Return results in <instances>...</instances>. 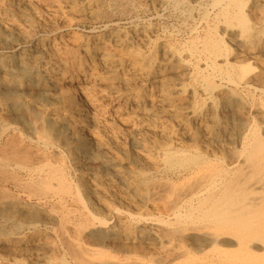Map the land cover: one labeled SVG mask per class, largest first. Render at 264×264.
<instances>
[{"label": "bare ground", "instance_id": "bare-ground-1", "mask_svg": "<svg viewBox=\"0 0 264 264\" xmlns=\"http://www.w3.org/2000/svg\"><path fill=\"white\" fill-rule=\"evenodd\" d=\"M69 1H75V2L80 1L81 3H83V6L81 8H77V7L76 8H73V7L70 8L69 7L70 11H68L67 10L68 7H66V6L63 7L62 4H60L59 0H0V27L1 26H5V28H6L5 33L7 32L6 34H8L10 37H12L14 39L15 43L17 45H19V46L27 45V44H30V43H34L35 44L34 45V50L29 51L28 49H24V48H23V50L21 49L22 51L19 53V59H20V64H21L20 68H17V69L14 68L15 65L14 66L12 65V63H14V62H12V63L11 62L4 63L3 61H0V185H4V184H7V183H10L11 185H13V187L15 186L16 189H20V190H23V191H28L27 192L28 195L30 197L31 196L36 197L38 199V201H44V200H48L49 198H54V197H61V196H67V195L70 196L71 194H74V192H75L74 190L77 189L76 188L77 186L74 187L72 184H70L68 182L69 179L67 180L65 178V176L62 175L58 171L57 168H56L57 171H55L54 168H52L53 165L50 166L51 165V159L53 160V158H50V155H49V150L51 148H53V149L57 148L55 150H58V149L60 150L62 147L67 148L69 150L70 154L73 156V160H74L77 168L79 169V171L81 173H82L83 169L87 166V164H88L87 159L90 156V154H92V153H93L94 157L96 158V160H99V161L105 162V163L111 162L112 164H114V166H116V164L114 163L113 159H110L109 151L107 150V148L102 147V146H92L91 145V143L89 142L87 137L91 138L92 136H88L87 135V137H86L83 134L82 126L79 125L80 122H79V124H76L74 126V132H73L74 133V138H73L72 142H62L60 144H55V143H53L54 141L51 142V139H53L52 137H54L55 135H58V128H59V123H60V118H61L60 116H66V118H67V115H64L65 113L70 114L72 118H74V117H78L79 118L80 116H82L81 115L82 114V109L80 107L81 105H79L77 100H76V93L71 91V90H68L67 89V85L68 84H74V82L77 80V81H82L84 83V85L86 87H88V89L90 88V90L95 89V88H104V89H109L110 91H112V94H116L117 95L118 91L117 92H113V91H116L121 86L126 87V89H127V88H129L132 85V82H133V81H131V80L125 78V77H123V78L119 77L118 74H120L121 72H124V71H131L132 77L135 78L134 82H136V80L144 82L145 78L149 79L151 77V75H152L151 74V69H153V68H151V62H150L151 58H150V56H146L145 54L144 55H140L138 57H135L133 55L132 56L131 55H123L122 53L121 54L119 53L120 55H112L111 52H109L108 45L111 44V43H115L114 47H116V49L118 50V48L120 49V48L129 47L131 45L130 41L132 42V40H134V39L136 40V38H133V39L131 38L132 40H129V37L127 38V36H129L128 33H127L128 34L127 36L112 37V39H110V40H102L98 44L99 46H92V45H90V44H88L86 42L79 41V40L78 41L77 40L76 41H72V42H70V45H68L69 48L67 47L69 49V52H70L69 58L67 60H65V61L58 60V57L56 58L55 54L51 56L49 54V52H50L49 49H51L50 47L53 46V44H52L53 43L52 42L53 39L50 40L51 39V35H52L51 33L55 34L57 32V29H58L57 27L61 26V24L63 26H67V27H71L72 26V22L69 19V16H70L71 12H72L71 16H72L73 13L76 14L78 20H80V17H87V16L90 17L92 20L97 21V22L99 20H101V15H100L101 13L97 12V10H96L97 8H96L95 4L93 3L94 0H69ZM98 1L99 0H97V2ZM114 1L118 2L119 4H123V3H129L132 0H114ZM80 2H79V4H80ZM68 3H71V2H68ZM249 3L252 4L253 9L261 10V11L263 10L264 11V0H214V4H217V5H214V6H217L219 8L218 14L216 15L217 23L219 25L220 24L224 25V31L226 33H228V32L231 33V31H230L231 29H237L238 30V33L235 32L237 34V36H235L234 40H232V41H233V43L235 42V44L237 45V48H238L239 52L234 58L235 61L232 63V61H231L232 59L230 58L232 54H230L231 52H230L229 47L227 46L228 44H226L224 38H222L219 35H217L215 29L209 31V35L206 38L203 37L205 39L203 40V42L201 43L202 45H200V46H202V54H203L204 60L206 61V66L211 69L212 73H208V75H206V74H204L205 72H201L200 70H199L200 72L198 71V73L204 79V83H203L204 86H205L204 89H206V91L209 92L208 97L209 96L213 97L212 94H214V93L216 94V92H218V91L221 93V91L218 90L220 88L217 87L216 84H215V78L221 77L223 79V76L224 77L228 76L230 79H233V82L237 86V85H239L241 83L246 84L247 83L246 79H247V74H248L247 72L249 70H251V72H252V70H253V68L251 66L252 64H246V61L249 58L252 57L253 53H251V50L255 49V47L257 48L256 40L259 39L260 35L261 34L263 35V33H262V31L260 32V31L257 30V28L254 25L256 22L254 21L255 23H253V17H251L250 13H248V11H247L248 10L247 9V5ZM178 6H179V4H178ZM191 6L192 5L189 6V4H188V7H191ZM97 7H100V6H97ZM112 7H110V8H112ZM105 8H106V6H105ZM193 8H191V9H193ZM179 9H181V8H179ZM27 11H30L31 13H27ZM101 11H102V9H101ZM133 12L134 11H132V13ZM202 12H200V13H202ZM188 13L190 14V12H188ZM197 13H199V12H197ZM207 13H205V14H207ZM211 13H213V12H211ZM253 13H254V11H253ZM104 14H106V13H104ZM122 14H123V12H122ZM182 14H183V12H182ZM4 15L7 16L6 19L3 18ZM206 16H208V15H206ZM206 16H204V17H206ZM258 16H260V15H258ZM88 17H87V21H88ZM189 17H187V18H189ZM192 18H193V16H192ZM210 18H211V16H210ZM74 19H76V18H74ZM135 19H133V20H135ZM137 19L135 20V22L137 21ZM133 20H131V21H133ZM187 20H186V22H187ZM131 21H129V22H131ZM200 21H202V20H200ZM202 23H203V21H202ZM88 24H90V22ZM115 24L118 25V23H115ZM130 26H131V24H130ZM184 26H185V23H184ZM197 26H199V25H197ZM106 27H104V28H106ZM110 28H111V26H110ZM142 28L140 30H142ZM180 28H179V30H180ZM2 30H4V29H2ZM73 30H74V28H73ZM101 30H103V29H101ZM195 30H196V27H195ZM70 31H72V30H70ZM150 31H152V30H150ZM153 32H154V30H153ZM183 32H185V31H183ZM193 32H194V30H193ZM72 33H70V34L72 35ZM139 33H140V31H139ZM74 34H75V32H74ZM172 34H174V32ZM172 34H171V36H172ZM181 34H183V33H181ZM143 35L141 36V38L143 37ZM134 36H135V34H134ZM145 36H146V34H145ZM167 36H169V35H167ZM230 37H232V35L229 36V38ZM143 38H145V37H143ZM189 38H193V36L189 37ZM189 38H187V39H189ZM66 39H62V40H64L65 42H68V41H66ZM91 39H89V40H91ZM175 40H176V38H175ZM177 40H179V39H177ZM137 41H138V39H137ZM259 41H260V39L258 40V42ZM95 43H98V42L95 41ZM263 43H262V46H263ZM132 44H134V43H132ZM166 44H169V43H166ZM235 44H233V45L235 46ZM7 46H8V44H7ZM10 46H11V44H9L8 48H10ZM135 46H137V45H135ZM190 46H191V44H190ZM169 47H170V45H169ZM196 47L197 46H195L194 48H196ZM144 48L146 49V47H144ZM61 49H63V48H61ZM61 49H60V51H61ZM198 49L199 48H196L194 51L196 52V51H198ZM78 50H82L84 52L86 59L85 58L84 59L80 58L79 60L77 59V51ZM231 50H233V49H231ZM261 50L264 53V48L261 49ZM123 51H125V50H123ZM7 52H9V51H7ZM53 52H54V49H53ZM149 52H150V49H149ZM157 52H158V50H157ZM191 52H192V50H191ZM195 52H194V54H195ZM170 53H172V52H170ZM184 53H186V50H185ZM198 56H200V55H198ZM254 56H255V54H254ZM243 58L245 60H241ZM175 61L178 62L177 56L172 55L171 58L169 60H167L165 64L162 63L163 64V67H162L163 71L161 73L164 74V77H163L164 80L162 82V87H163L164 92H165V96L162 99V102H163V104L169 105V106H171V104H172V101H173L172 97H173L174 94H181L184 91H186L185 88L182 87L183 84H184L183 83L184 81L182 82L183 84H179L178 83V85H173V87H171V85H170L171 82H170L169 76H171V74L175 70V65H174ZM220 61H223V66H221V64H219ZM254 63L256 64V62H254ZM189 64H190V62H189ZM101 65L105 67V69H104L105 76L101 73L102 71H100L99 67ZM194 65H195V63H194ZM258 66H260V65H258ZM176 67H178V66H176ZM182 67H183V65H182ZM57 73H62L63 74L62 79H60L57 76L58 75ZM68 73H69V75L66 76V74H68ZM195 73H196V71H195ZM192 75H194V74L192 73ZM179 76H180V74H179ZM233 77H235V78H233ZM260 78H261V76H260ZM257 80H259V79H257ZM148 81H151V80H148ZM172 82H174V81H172ZM233 82H230V83H233ZM234 83L232 85H234ZM148 84H149V82H148ZM256 84H253V85H256ZM37 85L41 86V89L51 93V94L48 95V96H50L49 99H47L44 103L41 101V99H39L38 94H35ZM77 85H76L75 88L78 87ZM79 85H80V83H79ZM246 86H248V88H252V85L250 83H247ZM68 87H69V85H68ZM78 89L79 88H77V90ZM225 89H227V88H225ZM83 90H85L84 87H83ZM79 91H80V89H79ZM237 91H238V89H236V88L232 89L229 92L228 97L232 98L234 101H238L240 103L241 102L243 103V98L238 94ZM193 93H196V92L193 91ZM198 93H200V92H198ZM81 94H82V92H81ZM190 94H192V93H190ZM85 95L87 97L86 99L88 100V102L90 103V106L93 108L94 111L101 112V111L105 110V106L99 103L100 101H102L105 104L108 103V105L111 106V108H112L111 112H112L114 117H116L117 119L119 118L121 120H125V121H127V117H125L126 110H123L122 106H120V103L122 101H124V103H126V104H130V106L132 105L133 107L135 105H137V104H138V106H141L142 104H145L147 101L150 102V103H154L156 101V97H155V95L153 93L146 95L142 99L139 98L138 100H133L131 103H129L128 99L125 101L121 95H118V96H115V97L112 96V95L107 96L102 91L100 92V95L97 97V99H95V98L91 99V96L88 93H85ZM83 96H84V94H83ZM59 97H62V98L67 100V102L63 106L64 108L62 110L60 108L55 107V104H54L56 99L59 98ZM157 99H158V97H157ZM202 99H203V97H202ZM212 100H214V99H212ZM204 101H201V103L204 102ZM157 102H159V101H157ZM89 103H88V105H89ZM205 103H207V101H205ZM193 104H194V102H193ZM86 105H85V107H87ZM243 105H245V104H243ZM199 106H201V105H199ZM209 106H213V105H209ZM83 107H84V105L82 106V108ZM192 107H194V106H192ZM248 108H247V110H248ZM262 108L261 109L259 108V109L260 110H264ZM212 109L213 108H211V110ZM240 109H241V107H240ZM214 110H215V108H214ZM200 111H201V109H200ZM202 111L205 112V110H202ZM230 111H231V109H230ZM252 111H254V110H252ZM233 112H234V110H233ZM91 113H89V114H91ZM133 113L136 116H139V117L140 116H150L151 110H147L144 107L141 108V110H139V109L137 110L135 108ZM166 114L168 116H171V117H176L179 113H177V111L173 110V108L172 109L169 108V109H167ZM255 114H256V112H255ZM260 114H261L260 119L259 118L258 119L261 120L262 123L264 124V111L261 112ZM189 115H191V114H189ZM203 115H205V114L199 113L198 111L192 113L193 119L196 120V121L201 120ZM206 116H208V115H206ZM104 118H106V117H104ZM250 118H251V116H250ZM185 119H183V120H185ZM90 120H91L90 122H92L95 126L98 125V120L99 119L97 120L96 118H94V119H90ZM218 122H220V121H218ZM168 123H170V122H168ZM249 123H251V122H249ZM122 124H123V122H122ZM122 124L119 123V125H122ZM260 124H261V122H260ZM14 125H21L27 130V133L29 135L28 139L30 141V144H26L24 142L25 141L24 138L21 135H19V134L16 135V133H15L16 129H15ZM123 125H125V124H123ZM128 125H130V124H128ZM165 125H166V123H165ZM253 125H254V123H253ZM231 126H232V124H231ZM243 126H246V124L243 125ZM100 128H102V126ZM124 128H125V126H124ZM127 128H129V132H128L129 134L127 135L126 140L128 142H130L136 148L140 149V151L143 153V155L139 158V160L133 161V164L135 165V167H136V169L138 171H142L144 169H150V168H170L171 169V168H175L177 166H181V167H186V166L190 167L191 166L193 168L192 173L190 175H192V179H195V181L192 183L191 186H189L188 191H187V193H190L189 195H191L192 198L188 201V203L186 205L187 209H186V212H184L185 213L184 215L180 214V215L177 216V215L174 214L175 217L177 216L176 217L177 222H179L180 224L183 223V224H185V226L188 225V227H186L185 229L183 228L181 230L170 231L169 233L166 232V233H168V234H166V236H168L167 238H169L171 240V242L174 241L175 238L179 239L180 241L183 240V239H193V240H196L198 242H201V243H204V244L210 246L211 247L210 251L214 252L215 253L214 257L217 258V262H215L214 264H264V140L261 138V136H263L264 134L260 136L259 135L260 132L257 133L255 131L251 135L249 134L250 136H247V137H245L246 135L244 136L245 138H244L243 142H241L242 146H243L242 147L243 150H241L242 153H241V155L239 157L240 159L243 160V164H242L243 166H241V167H233L234 166L233 165L234 162H231L232 161L231 160L229 162H231V165H233L232 168H230V167L229 168H220V167H217V166L207 162L206 160H204L202 158V156L201 157L200 156L190 157V156H188L186 154H180L181 156H179V155L171 152L170 150H164V152L162 153V155L160 157L154 158V157L146 154L147 153L146 147H145L146 139L143 136H141L139 130H137L135 127H133L131 125L129 127H127ZM184 128H185V126H184ZM18 129H20V128H18ZM144 130H143V132H144ZM185 130H187V128H185ZM220 130H221V127L217 128V129H215L213 131H209L208 132V136L211 137L214 140V144H215V141L216 142H220L221 141L220 140L221 139V133H223L224 131L222 130L223 132L220 133ZM147 131H149V129ZM202 131H204V129ZM157 132L160 133V129ZM178 135H180V134H178ZM204 135H206V134H204ZM105 136H106V134H105ZM206 137H207V135H206ZM150 138H148V139H150ZM176 138H175V140H176ZM211 138H209V139H211ZM228 139H230V138L228 137ZM228 139H226V140H228ZM92 140H94V138ZM95 140H97V138ZM115 140L117 141V138ZM113 141H114V139H113ZM119 141H122V140H119ZM177 141H178V139H177ZM187 141H189V140H187ZM98 142H100V140ZM195 143H196V141H195ZM180 144L181 143H178L179 146H180ZM120 146H122V145L120 144ZM214 146L216 147V145H214ZM235 146H237V145H235ZM180 147H182V145ZM203 147H204V145H203ZM197 148H198V146H197ZM211 148H213V145H212ZM123 149H124V147H123ZM125 150H127V149H125ZM134 150L135 149H133V151ZM195 151H197V150H195ZM211 151H210V154H211ZM218 151H219V149H218ZM144 152H146V153H144ZM218 153H220V151ZM235 153H236V150H235ZM80 154H83L84 158L81 157ZM157 154H158V152H157ZM213 154L215 155V153H213ZM226 154H224V155H226ZM55 155L58 156V154H55ZM136 155H137V152H136ZM219 155H221V154H219ZM232 155L233 154L230 155V158H232L231 157ZM123 156H124V154H123ZM222 156H223V154L221 155V157ZM61 158H60V160H61ZM208 158H209V156H208ZM222 158H224V157H222ZM234 158H235V156L233 157V159ZM58 160H56V161H58ZM133 160H134V158H133ZM85 164H86V166H85ZM66 165L67 164H65V166ZM86 171L88 172L87 168H86ZM144 174H147V173H144ZM36 175H44V177H40L39 176L38 179H35ZM25 177H27V179ZM145 177H144V179H145ZM52 180H57L58 181V185L55 186L52 183ZM106 181H108V179H106ZM137 182H140V181L138 180ZM144 183H147V182H144ZM88 184H90V183H88ZM92 184H93V182H92ZM142 184H143V182H142ZM148 184H149V182H148ZM157 186H156V188H157ZM118 187H119V185H118ZM147 187L148 186L146 185V187H144V188H147ZM167 189H168V186H167ZM167 189H165V190H167ZM5 191H6V189H5ZM7 191H8V189H7ZM174 191H175V189H174ZM8 192H10V194H11V191H8ZM18 192H20V191H17V194H19ZM80 192H82V191L77 190V193H76L78 200H79L80 195H81ZM110 192H112V191H110ZM163 192L164 191H161L159 193H163ZM10 194L7 193V192H4V191L0 192V217H1V221H0V244L12 247V245H17V244L19 245L21 243V241L19 239H17V237H16L17 235L14 236L15 233H17L18 231H21L24 227H26V225H28V226L29 225H35L36 223L40 222V220L42 219L43 216L41 217V213L38 210L36 211L33 208H31L32 205L29 207V206H27V204H23V203L19 202V200L16 197H14V196H12ZM168 194H170V193H168ZM172 194H174V192ZM23 195H25V194L23 193ZM74 196L75 195H73V197ZM153 196L151 195V198ZM156 196H157V194H156ZM183 196H185V195H183ZM171 197H172V195H171ZM82 199H81V201H82ZM157 199H159V197H157ZM166 199H167V197H166ZM168 199H170V201H171L172 198L169 197ZM63 200H61V201L63 202ZM52 201H53V199H52ZM74 201H75V199H74ZM164 201H162V203H164ZM186 201L187 200H185V202ZM180 202L181 201H179V199H177V200L173 201L172 204L175 207H177L180 204ZM33 203H34V201H33ZM63 205H65V204H63ZM84 205H86V204L84 203ZM96 205H98V204H96ZM181 205H183V204H181ZM88 206H87V208H88ZM55 207H57V206L55 205ZM175 207H174V209H175ZM36 208H38V207H36ZM152 209H154V208H152ZM136 210H138V209H136ZM45 211H46V209H45ZM179 211H180V209H179ZM84 212L85 213L83 214V217H84L83 220L81 222L78 221L79 223L77 225L75 224L76 225L75 227L69 226V223H70V218L69 217L70 216H69L68 213H66L64 211H62V214L56 218V221L58 222V225L60 227V235L62 236L63 243L67 246L68 250H70L72 255L81 264H119L117 262L110 261L109 255L101 252L102 250L101 251H96V249L93 250V249H90V248H87V247L83 246L80 243V240H79L80 236L82 234H84V233H87L88 235L92 236L97 241H102L104 239H111V240H114V241H117V240L119 241V240H123V239H125V240L135 239L136 240L138 238H141V236H139V235L136 236V235L132 234L133 232L129 233L128 230L122 224H117L118 226H115V227H108L109 225L107 226V224H106L107 222L102 223V222L97 220L101 224V225L99 224L100 226L97 227L96 226L97 223H96L95 217H93L91 215L92 212L91 213L89 211H87V212L84 211ZM109 212L111 214H114V215H116V214L119 215V214H121L120 212H122V211L121 210L120 211H118V210L117 211L116 210L115 211L114 210H109ZM125 213H126V211H125ZM178 214H179V212H178ZM134 215H135V213H134ZM142 215H141V217L143 218ZM111 216L113 217V215H111ZM108 217H110V216H108ZM125 218H127V217H125ZM130 218H131V216H130ZM71 219H72V217H71ZM107 220H109V218ZM9 223L13 224L12 229L11 228L10 229L7 228V225ZM127 223H128V221H127ZM147 224H148V222H147ZM164 225H165V223H164ZM37 226H35V227H37ZM131 227H132V224H131ZM154 228L155 229H153L151 227L150 229L156 230V228H158V227L154 226ZM57 229L55 228V230H57ZM131 230H133V229H131ZM142 231H143V229H142ZM161 231H163V229ZM53 232H54V229H53ZM69 232H72L75 235L73 240H71L70 237L67 236V234ZM72 233H70V234H72ZM157 233H158L157 231L155 233L151 232V233H149V236H150L151 239H154L155 241L160 242V241H162L163 235H159ZM45 235H46V233H45ZM132 243H134V241ZM51 244H52V242H51ZM184 244H185V242H184ZM194 244H196V243L194 242ZM182 245L180 247H182L181 249L183 250L184 246H182ZM177 246L178 245H176V248L178 249L179 246L178 247ZM23 247H25V246H23ZM92 247H93V245H92ZM17 248H18V246H17ZM55 248H56V246H55ZM189 248H191V247L189 246ZM51 249L53 250V248L50 247V250ZM52 250H51V252H52ZM203 250H205V249H203ZM114 251H116V250H114ZM117 251H119V250H117ZM156 251H157V249H156ZM171 252L174 253L175 251L172 250ZM196 252H198V251H196ZM132 253H134V252H132ZM165 253H164V255H165ZM56 254H57V252H56ZM156 254L154 253V255L157 258ZM50 255H51V253H50ZM191 255H192V253H191ZM191 255H190V257H192ZM40 256H42V254ZM122 256H120V257H122ZM130 256H132L131 253H130ZM175 257L176 256H174L173 258H175ZM8 258H9V256H8ZM112 258H113V255H112ZM167 259H168V257H167ZM55 260H57V259H55ZM60 260H61V258H60ZM155 260H157V259H155ZM41 261H43V260H41ZM161 261L162 260H160V258H159V262H157V263L160 264ZM170 261H171V259H170ZM190 261H189V263H191ZM5 262H7V261H5ZM11 263H13V262H11ZM146 263L148 264V261ZM179 264H181V263H179Z\"/></svg>", "mask_w": 264, "mask_h": 264}, {"label": "rangeland", "instance_id": "rangeland-1", "mask_svg": "<svg viewBox=\"0 0 264 264\" xmlns=\"http://www.w3.org/2000/svg\"><path fill=\"white\" fill-rule=\"evenodd\" d=\"M59 2H60V4H62L63 7H65V6L68 7V9H67L68 11H70L69 7L70 8H72V7L73 8H76V7L77 8H81L83 6V3H81L80 1L75 2V1H69V0H59ZM68 2H71V3H68ZM79 2H80V4H79ZM93 3L95 4V6L97 8L96 9L97 12L101 13L100 14L101 15V20H99L97 22V21L92 20L88 16H87L88 17V21H87V17H80V20H78L76 14L73 13L72 16H71V13H72L71 12L70 16H69V19L72 22V26L71 27H67V26H63L61 24V26L57 27L58 29H57V32L55 34L51 33L52 35H51V39L50 40L53 39L52 40L53 46L50 47L51 49H49V51H50L49 54L51 56L55 54L56 58L58 57V60L65 61V60H67L69 58L70 52H69V49H68L69 48L68 45H70V42H72V41H76V40L78 41L79 40V41L86 42V43H88V44H90L92 46H99L98 44L102 40H110V39H112V37L127 36L129 34V36H127V38L129 37V40H132L133 38H136V40L134 39V40H132V42L130 41L132 46L130 45L129 47H126V48H120V49L118 48V50H117L116 47H114L115 43H111V44L108 45L109 52H111L112 55H120L122 53L123 55H131V56L133 55L135 57H138V56L144 55V54L146 56H150L151 59L150 58L149 59H150V62H151V68H153V69H151V74L152 75H151V77L149 79L145 78L144 82L139 81V80H136V82H134L135 78L132 77L131 71H124L125 73L121 72L120 74H118L119 77H122V78L125 77V78H127V79H129V80H131L133 82H132V85L129 88H127V89H126V87L121 86L116 91H113V92H117L118 91L117 95L116 94H112V91H110L109 89H104V88H95V89L90 90V88L88 89V87H86L82 81H77L76 80L74 82V84H68L69 87L67 85V89L68 90H71V91L76 93V100H77L78 104L81 105L80 107L82 109V114H81L82 116H80L79 118L78 117L72 118L71 115L68 114V113L64 114V115H67V118H66V116H60L61 118H60V123H59V128H58V135H55L54 137H52L53 139H51V142L54 141L53 143H55V144H60L62 142H72V140L74 138V133H73L74 132V126L76 124H79V122H80L79 125L82 126L83 134L86 137H87V135L88 136H92L91 138L87 137V139L89 140L91 145L92 146H102V147L107 148V150L109 151V157H110V159H113V161L116 164V166H114V164H112L111 162L105 163V162H101L99 160H96V158L94 157V155L92 153V154H90V156L87 159V162H88L87 166L88 167L85 164L86 167L83 169V171L84 170L85 171L84 172L82 171V173H81L79 171V169L77 168L74 160H73V156L70 154V152H69V150L67 148L62 147L60 150L59 149L55 150L57 148H55V149L51 148L49 150V155H50V158H53V160L51 159V165L50 166L53 165L52 168H54L55 171H57V169H58V171L62 175H64L67 180L69 179L68 182L70 184H72L74 187L77 186L76 187L77 189L75 188L76 190H74L75 191L74 194H71L70 196L67 195V196L49 198L48 200H44L45 201L44 202V201H38V199L36 197H34V196L30 197L28 195V193H27L28 191H23V190H20V189H16L15 186L13 187V185H11L10 183L4 184V185H0V192L4 191V192H7V193L10 194V192H8V191H11L10 195L16 197L19 200V202H21L23 204H27V206H29V207L32 205L31 208H33L36 211L38 210L41 213V217L43 216L42 219L40 220V222L36 223L35 225H29V226L26 225V227H24L21 231L17 232L18 234L15 233L14 236L17 235L16 236L17 239H19L21 241V243L19 245L18 244L17 245H12V247H11V246H6V245H1L0 244V264H13V263L14 264H81L72 255L70 250H68L67 246L62 241V236L60 235V227L58 225V222L56 221V218L62 214V211H64V212L69 214V216H70L69 217L70 218L69 226H71V227H75L79 222H81L83 220V218H84L83 214L85 213L84 211H86V212L89 211L90 213L92 212L91 215L93 217H95V220H96V223H97L96 224L97 227H99L101 225L98 221H100L102 223L107 222L106 224H107V226L109 225L108 227H115V226H118L117 224H122L128 230L129 233L133 232L132 234H134L136 236L137 235L141 236V238H138L136 240L135 239H131V240L130 239L129 240L123 239V240H119V241L118 240L114 241V240H111V239H104L102 241H97L92 236L88 235L87 233H84V234H82L80 236L79 240H80V243L83 246H85L87 248H90V249H93V250L96 249V251H101L102 250L101 252L109 255L110 261H114V262H117L119 264H147L146 263L147 261H148V264L150 262H151L150 264H159L157 262H159V258H160V260H162L160 262V264H179V263H181V264H186V263L187 264H191V263L192 264H195V263L196 264H201V263L202 264H214L215 262H217V258L214 257L215 253L210 251V249H211L210 246H208V245H206L204 243L198 242L196 240H193V239H183V240L180 241L179 239L175 238V240L176 239L177 240L176 241L174 240V241L171 242V240L169 238H167L168 236H166V234H168L170 231L181 230L183 228L185 229L186 227H188V225L185 226V224H183V223L180 224L179 222H177L176 217L178 215H180V214L181 215L185 214L184 212H186V209H187L186 205H187L188 201L192 198L191 195H189L190 193H187V191H188L189 186H191L192 183L195 181V179H192V175H190L192 173L193 168L191 166L190 167L177 166V167L171 168V169L170 168H150V169H144L142 171H138L136 169L135 165L133 164V161L139 160V158L143 155V153L140 151V149L136 148L135 146H133L130 142H128L126 140L127 135L129 134L128 133L129 132V128H127V127H129L131 125V126L135 127L137 130H139L141 136H143L146 139L145 147H146L147 153L146 152H144V153H146V154H148V155H150V156H152L154 158L160 157L162 155V153L164 152V150H170L171 152H173V153H175V154H177L179 156H181L180 154H186V155H188L190 157H195V156H200L201 157L202 156V158L204 160H206L207 162H209V163H211V164H213V165H215L217 167H220V168H229V167L232 168L233 165H234L233 167H241V166H243L242 165L243 164V160L239 158L241 153H242L241 150H243V148H242L243 146H242L241 142H243L245 137L250 136L255 131L257 133L260 132V134H259L260 136L264 134L263 133L264 132V124L262 123L261 120H259L260 116H261L260 113L264 111V110H260L262 107H263L262 109H264V104H263L264 103V79H263L264 78L263 77L264 76V71H263L264 70V53L261 50V49L264 48V43H263L264 42V39H263L264 38L263 37L264 36V32H263L264 31V11L263 10L261 11V10L253 9L251 3H249L247 5V9H248L247 11H248V13H250V16L253 17V23L256 22L254 24L255 27L257 28L258 31H260V32L262 31V33H263V35L262 34L260 35V38H259L260 41L258 42L259 39L256 40L257 48L255 47V49L251 50V53H253V55H252L253 58L251 57V58H249L246 61V64H252L251 66L253 68L252 72H251V70H249L247 72L248 74H247V79H246V82L250 83L252 85V88H248V86H246L247 83L246 84L241 83V84L236 86L235 83L233 82V79H230L228 76H226V77L223 76V79L221 77H217V78H215V84H216L217 87L220 88L218 90H220L221 93L218 91V92H216V94L215 93L212 94V96L214 98L211 97V96H209L210 97L209 98L208 97L209 92H207L206 89H204V87H205L204 84H203L204 83V79L198 73L199 70L201 72H205L204 74H206V75H208V73H212L211 69L206 66V61L203 58L202 46H200V45H202L201 43L209 35V31L215 29L217 35H219L220 37L224 38L226 44H228L227 46L230 49V52H231L230 54H232L231 57H230L232 59L231 60L232 63L235 61L234 58L239 52V50L237 48V45L235 44V42L233 43V41H232V40H234V37L237 36V34L235 32L238 33V30L237 29H231L230 30L231 33L230 32L226 33L224 31V25H222V24L219 25L217 23L216 15L218 14L219 8L217 6H214V5H217V4H214V0H206V1L205 0H203V1L202 0H200V1L199 0H132L129 3H123L124 5L123 4H119L118 2H115L114 0H109V1L108 0H102V1L99 0L98 2H97V0H94ZM187 3L189 4V6L190 5H192V6L188 7ZM178 4H179V6H178ZM97 6H100V7H97ZM105 6H106V8H105ZM110 7H112V8H110ZM179 8H181V9H179ZM191 8H193V9H191ZM101 9H102V11H101ZM132 11H134V12L132 13ZM253 11H254V13H253ZM122 12H123V14H122ZM182 12H183V14H182ZM188 12H190V14ZM197 12H199V13H197ZM200 12H202L203 14L200 13ZM211 12H213V13H211ZM27 13H31V12L27 11ZM104 13H106V14H104ZM205 13H207V14H205ZM206 15H208V16H206ZM258 15H260V16H258ZM4 16H3V18L6 19L7 16H5V17ZM192 16H193V18H192ZM204 16H206V17H204ZM210 16H211V18H210ZM187 17H189V18H187ZM74 18H76V19H74ZM135 18L136 19L138 18L136 22H135V20H136ZM133 19H135V20H133ZM131 20H133V21H131ZM186 20H187V22H186ZM200 20H202L203 23ZM129 21H131L132 23L129 22ZM89 22H90V24L91 23L92 24L91 25L88 24ZM115 23H118V25H116ZM184 23H185V26H184ZM130 24H131V26H130ZM197 25H199V26H197ZM110 26H111V28H110ZM104 27H106V28H104ZM183 27L184 28L186 27L187 29L186 28L184 29ZM195 27H196V30H195ZM73 28H74V30H73ZM100 28L103 29L104 31L101 30ZM141 28H142V30H140ZM179 28H180V30H179ZM2 29H4V30H2ZM70 30H72V31H70ZM150 30H152V31H150ZM153 30H154V32H153ZM193 30H194V32H193ZM5 31H6L5 26H1L0 27V36H1L0 37V53H1L0 54V61H3L4 63H9V62L12 63V62H14V63H12L13 66L15 65L14 68H16V69L20 68L21 64H20V59H19V53L23 50V48L24 49H28L29 51L34 50V45L35 44L34 43H30L31 45L32 44L33 45L31 46L30 44H27V45L19 46V45H17L15 43V41H14V39L12 37H10L8 34H6L7 32L5 33ZM139 31H140V33H139ZM183 31H185V32H183ZM74 32H75V34H74ZM173 32H174V34H172ZM70 33H72V35ZM170 33L172 34V36H171ZM181 33H183V34H181ZM134 34H135V36H134ZM145 34H146V36L147 35L148 36L146 37ZM142 35L145 38H143V37L141 38ZM167 35H169V36H167ZM231 35H232V37L229 38V36H231ZM192 36H193V38H189V37H192ZM203 37H205V38H203ZM175 38H176V40H175ZM187 38H189V39H187ZM62 39H66V41H68V42H65ZM89 39H91V40H89ZM137 39H138V41H137ZM177 39H179V40L181 39V40L179 41ZM95 41L98 42V43H95ZM6 43L8 44V46H7ZM132 43H134V44H132ZM166 43H169V44H166ZM262 43H263V46H262ZM9 44H11L12 47L10 46V48H8ZM190 44H191V46L192 45L193 46L191 47ZM233 44H235V46ZM135 45H137V46H135ZM169 45H170V47H169ZM195 46H197L196 48H199L198 51H196L197 53L194 51L196 49V48H194ZM144 47H146V49ZM61 48H63V49H61ZM53 49H54V52H53ZM60 49H61V51H60ZM149 49H150V52H149ZM190 49L192 50V52H191ZM231 49H233V50H231ZM123 50H125V51H123ZM157 50H158V52H157ZM185 50H186V53H184ZM7 51H9V52H7ZM193 51L195 52V54H194ZM170 52H172V53H170ZM254 54H255V56H254ZM170 55L171 56L172 55L177 56V60H178V62L177 61L174 62L175 70L172 73L173 75L171 74V76H169L170 82H171L170 85H171V87H173V85H178V83L179 84H183L184 83L182 87H184L185 90H186V91H184L181 94H174L173 95V97H172L173 101H172L171 106L165 105L162 102V99L165 96V92H164V89L162 87V82L164 80V78H163L164 74L161 73L163 71V69H162L163 64H165L166 61L171 58ZM198 55H200V56H198ZM80 58H82V59L85 58V54H84V52L82 50H78L77 51V59L79 60ZM241 60H245V59L243 58ZM189 62H190V64H189ZM254 62H256V64ZM194 63H195V65H194ZM181 64L183 65V67H182ZM219 64H221V66H223V61H220ZM258 65H260V66H258ZM176 66H178V67H176ZM103 67L104 66L101 65L99 68H100V71H102L101 73L105 76V71H104L105 67L104 68ZM195 71H196V73H195ZM192 73L194 75H192ZM57 74H58L57 76L60 79H62L63 74L62 73H57ZM179 74H180V76H179ZM68 75H69V73L66 74V76H68ZM260 76H261L262 79L260 78ZM233 78H235V77H233ZM257 79H259V80H257ZM148 80H151V81H148ZM172 81H174L175 83L172 82ZM78 82L80 83V85H79ZM148 82H149V84H148ZM230 82H233L234 85H232L233 83H230ZM253 84H256V85H253ZM76 85L78 86L77 88H79L80 91H79V89L77 90V88H75ZM83 87H84L85 90H83ZM225 88H227V89H225ZM235 88L238 89V91H237L238 94L243 98V103L242 102L240 103L238 101H234L232 98L228 97L229 92L232 89H235ZM101 91L107 96L112 95V96L115 97V96L121 95L125 101L128 99L129 103H131L133 100H138L139 98L142 99L146 95L153 93L155 95V97H156V101L154 103H150V102L147 101L145 104L141 105L142 107L138 106V104L133 107L132 105L130 106V104H126V103H124V101H122L123 103L121 102L120 106H122L123 110H126L125 117H127V121H125V120H121L119 118L117 119L116 117L113 116V114L111 112L112 108H111L110 105H108V103L105 104L104 102L100 101L99 103L105 106V110H103L101 112H96V111L93 110V108L90 106V103L86 99L87 97H86L85 93L90 94L91 99H94V98L97 99V97L100 95ZM193 91L196 92V93H193ZM81 92H82V94H81ZM198 92H200V93H198ZM190 93H192V94H190ZM35 94H38L39 99H41V101L44 103L47 99H49L50 96H48V95L51 94V93L41 89V86L37 85ZM83 94H84V96H83ZM157 97H158V99H157ZM202 97H203V99H202ZM212 99H214V100H212ZM204 100L207 101V103H205ZM157 101H159V102H157ZM201 101H204V102L201 103ZM66 102H67L66 99H64L62 97H59V98L56 99L54 104H55V107L60 108L62 110L64 108L63 106L66 104ZM193 102H194L195 105L193 104ZM88 103H89V105H88ZM243 104H245V105H243ZM83 105H84V107L82 108ZM85 105L87 107H85ZM199 105H201L202 107L199 106ZM209 105H213V106H209ZM192 106H194V107H192ZM143 107L146 108L147 110H151L150 116H140L139 117V116H136L133 113L135 108L137 110L138 109L141 110V108H143ZM240 107H241V109H240ZM169 108L170 109L173 108V110L177 111V113H179V114L176 117L168 116L166 114V111ZM211 108H213V109L211 110ZM214 108H215L216 111L214 110ZM247 108H248V110H247ZM200 109H201V111H200ZM230 109H231V111H230ZM202 110H205V112L202 111ZM233 110H234V112H233ZM252 110H254V111H252ZM197 111L199 113L205 114V115L202 116V119L198 120V121L194 120L193 116H192V113L193 112H197ZM255 112H256V114H255ZM89 113H91V114H89ZM189 114H191V115H189ZM206 115H208V116L210 115V116L208 117ZM249 115L251 116V118H250ZM103 116L106 117V118H104ZM94 118H96L97 120L99 119L98 120V125L100 124L99 126L98 125L95 126L92 122H90L91 121L90 119H94ZM183 119H185V120H183ZM218 121H220V122H218ZM248 121L251 122V123H249ZM122 122L125 125H123ZM168 122H170L171 124L168 123ZM260 122H261V124H260ZM119 123L122 124V125H119ZM165 123H166V125H165ZM253 123H254V125H253ZM128 124H130V125H128ZM231 124H232V126H231ZM245 124H246V126H243ZM101 126H102V128H100ZM124 126H125V128H124ZM184 126H185V128H187V130H185ZM14 127L16 129L15 130L16 135H18V134L21 135L24 138V140H25L24 142L26 144H30V141L28 139L29 135L27 133V130L21 125H14ZM219 127H221L220 133L223 132V131L224 132L221 133V139H220L221 141L220 142H216L215 141V144H214V140L211 137L208 136V132L209 131H213V130L219 128ZM18 128H20V129H18ZM146 129L147 130L149 129V131H147ZM159 129H160V133L157 132V131H159ZM203 129H204V131H202ZM143 130H144L145 133L143 132ZM105 134H106V136H105ZM178 134H180V135H178ZM204 134H206L207 137ZM228 137L230 139H228ZM93 138H94V140H92ZM96 138H97V140H95ZM116 138H117V141L115 140ZM148 138H150V139H148ZM175 138H176V140H175ZM209 138H211V139H209ZM261 138L264 140V135L261 136ZM113 139H114V141H113ZM177 139H178L179 142L177 141ZM226 139H228L229 141L226 140ZM99 140H100V142H98ZM119 140H122V141H119ZM187 140H189V141H187ZM195 141H196V143H195ZM119 143L122 146H120ZM178 143H181L180 146L182 145V147H180L178 145ZM203 145H204V147H203ZM212 145H213V148H211ZM214 145H216V147ZM235 145H237V146H235ZM197 146H198V148H197ZM123 147H124V149H123ZM125 149H127V150H125ZM133 149H135V150L133 151ZM218 149H219L220 153H218L219 152ZM195 150H197V151H195ZM235 150H236V153H235ZM210 151H211V154H210ZM136 152H137V155H136ZM157 152H158V154H157ZM213 153H215V155ZM55 154H58V156L55 155ZM123 154H124V156H123ZM219 154H221V155L223 154L222 157H224V158H222L221 155H219ZM224 154H226V155H224ZM229 154L230 155L233 154L231 156L232 158H230ZM80 155H81V157L84 158L83 154H80ZM208 156H209V158H208ZM234 156H235V158L233 159ZM60 158H61L62 161L60 160ZM133 158H134V160H133ZM56 160H58V161H56ZM229 161L234 162L233 165H231V162H229ZM65 164H67L66 165L67 167L65 166ZM86 168H87L88 172L86 171ZM144 173H147V174H144ZM143 174L145 176L146 175L147 176L145 177ZM39 176L40 177H44V175H36L35 179H38ZM144 177H145V179H144ZM25 178L27 179V177H25ZM105 178L108 179V181H106ZM138 180L140 182H137ZM92 182H93V184H92ZM142 182H143V184H142ZM144 182H147V183H144ZM148 182H149V184H148ZM52 183L55 186L58 185V181L57 180H52ZM88 183H90V184H88ZM118 185H119V187H118ZM146 185L148 187L144 188V187H146ZM156 186H157V188H156ZM167 186H168V189L170 187L171 188L168 190ZM5 189H6V191H5ZM7 189H8V191H7ZM165 189H167V190H165ZM174 189H175V191H174ZM77 190L82 191V192H80L81 193L80 198L81 199L83 198L82 201H81L80 198H79V200L77 198V195H76ZM17 191H20V192H18L19 194H17ZM110 191H112V192H110ZM161 191H164V192L163 193H159ZM173 192H174V194H172ZM23 193L25 195H23ZM168 193H170V194H168ZM156 194H157V196H156ZM73 195H75V196L73 197ZM151 195L152 196L154 195V196L151 198ZM171 195H172V197H171ZM183 195H185V196H183ZM157 197H159L160 200L157 199ZM166 197H167V199H166ZM169 197L172 198V199L174 198V199L173 200L171 199V201H170V199H168ZM52 199H53V201H52ZM66 199L67 200L69 199V200L67 201ZM74 199H75V201H74ZM177 199H179V201H181V202H180V204L177 207H175L172 204V202L177 200ZM61 200H63V202ZM164 200L165 201L167 200L166 201L167 203ZM185 200H187V201L185 202ZM33 201H34V203H33ZM85 201L86 202L88 201V202L86 203ZM162 201H164V203H162ZM62 203L65 204V205H63ZM84 203L86 205H84ZM96 204H98V205H96ZM181 204H183V205H181ZM55 205L57 207H55ZM35 206L38 207V208H36ZM87 206H88V208H87ZM174 207H175V209H174ZM152 208H154V209H152ZM45 209H46V211H45ZM136 209H138V210H136ZM179 209H180V211H179ZM109 210H114V211L115 210L116 211L117 210L118 211L121 210L122 212H120L121 214H119V215H117V214L114 215V214H111L109 212ZM125 211H126V213H125ZM178 212H179V214H178ZM134 213H135V215H134ZM174 214L177 215V216L175 217ZM111 215H113L114 218ZM141 215L143 216V218L141 217ZM108 216H110L111 218L108 217ZM130 216H131V218H130ZM71 217H72V219H71ZM125 217H127V218H125ZM108 218H109V220H107ZM0 221H1V217H0ZM127 221H128V223H127ZM146 221L148 222V224H147ZM163 222L165 223V225H164ZM131 224H132V227H131ZM12 226H13V224L9 223L7 225V228L8 229H10V228L12 229ZM35 226H37V227H35ZM150 226L153 229H155L154 226L158 227V228H156V230H153V229H150L151 228ZM52 228L54 229V232H53ZM55 228L56 229L58 228V229L55 230ZM131 229H133V230H131ZM142 229H143V231H142ZM162 229H163V231H161ZM154 231L155 232L157 231L158 232L157 234H159V235H163V238H162L163 242L160 241L161 242L160 243V242L155 241L154 239L150 238L149 233H151V232L155 233ZM166 232H168V233H166ZM45 233H46V235H45ZM70 233H72V232H69L67 234V236L70 237L71 240H73L75 235L73 233L72 234H70ZM133 241H134V243H132ZM51 242H52V244H51ZM184 242H185V244H184ZM194 242L196 244H194ZM92 245H93V247H92ZM176 245L179 246V247L177 246L178 249L176 248ZM181 245L184 246L183 250L181 249L182 247H180ZM17 246H18V248H17ZM23 246H25V247H23ZM55 246H56V248H55ZM189 246L191 248H189ZM50 247L53 248V250L51 249L52 252L50 250ZM156 249H157V251H156ZM203 249H205V250H203ZM114 250H116V251H114ZM117 250H119V251H117ZM172 250L175 251V252L174 253L171 252ZM196 251H198V252H196ZM56 252H57V254H56ZM132 252H134V253H132ZM50 253H51V255H50ZM130 253H131L132 256H130ZM154 253L155 254L157 253L156 254L157 258L154 255ZM164 253H165V255H164ZM191 253H192V255H191ZM41 254H42V256H40ZM112 255H113V258H112ZM190 255L192 257H190ZM8 256H9V258H8ZM120 256H122V257H120ZM174 256H176V257L173 258ZM167 257H168V259H167ZM60 258H61V260H60ZM55 259H57V260H55ZM155 259H157V260H155ZM170 259H171V261H170ZM41 260H43V261H41ZM5 261H7V262H5ZM189 261L191 263H189ZM11 262H13V263H11Z\"/></svg>", "mask_w": 264, "mask_h": 264}]
</instances>
